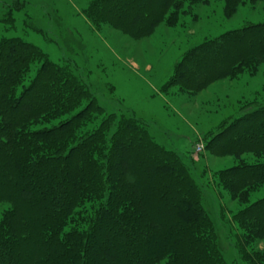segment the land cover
<instances>
[{
	"label": "trees",
	"instance_id": "trees-1",
	"mask_svg": "<svg viewBox=\"0 0 264 264\" xmlns=\"http://www.w3.org/2000/svg\"><path fill=\"white\" fill-rule=\"evenodd\" d=\"M183 5L94 0L85 12L139 40L162 22L174 26ZM180 58L160 94L194 98L216 83L234 89L243 74L255 77L264 66V25L206 41ZM36 61L35 78L19 87ZM84 99L88 104L71 114ZM89 99L77 77L39 48L0 38V204L8 206L0 222V264H224L199 188L177 154L149 134L148 124L118 112L76 141L93 116L104 114ZM238 108L252 109L222 118L204 136L205 151L243 163L214 177L232 199L264 184V99ZM68 112L66 121L43 126ZM244 155L258 160L246 164ZM235 220L248 243L262 241L264 198L238 211ZM104 230L111 239L103 246Z\"/></svg>",
	"mask_w": 264,
	"mask_h": 264
},
{
	"label": "rangeland",
	"instance_id": "rangeland-1",
	"mask_svg": "<svg viewBox=\"0 0 264 264\" xmlns=\"http://www.w3.org/2000/svg\"><path fill=\"white\" fill-rule=\"evenodd\" d=\"M93 1L0 0V38H17L39 48L51 63L69 69L87 89L89 100L102 107L104 114L93 116L77 132L76 141L96 131L107 115L117 117L118 112L148 124L149 134L164 149L177 154L199 188V200L214 232L213 244L223 263L264 264V239L248 243L249 235L235 220L238 211L264 198V184L232 199L214 177L217 172L243 163L233 157H216L204 148L209 141L205 134L222 118L239 117L252 108L238 106L264 99V66L259 67L255 77L243 74L232 90L225 91L228 84L216 83L194 98L159 93L162 84L172 77L180 57L189 50L250 25H264V4L184 0L174 26L162 22L150 36L137 40L108 23H100L92 12L87 16L85 11ZM40 65V61L31 63L19 87L35 78ZM88 102L81 100L71 114ZM71 114L65 113L43 126H57ZM116 120H111L110 132ZM242 157L249 165L258 160L252 155ZM242 198L246 202H240ZM7 207L0 204V222ZM102 234L100 243L104 246L111 238L107 240L106 230Z\"/></svg>",
	"mask_w": 264,
	"mask_h": 264
}]
</instances>
